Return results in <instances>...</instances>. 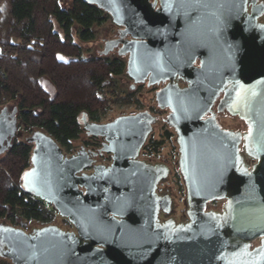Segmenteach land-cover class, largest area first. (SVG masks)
Wrapping results in <instances>:
<instances>
[{"label": "water", "instance_id": "1", "mask_svg": "<svg viewBox=\"0 0 264 264\" xmlns=\"http://www.w3.org/2000/svg\"><path fill=\"white\" fill-rule=\"evenodd\" d=\"M85 1L131 37L111 45L121 44L119 55H128L127 74L136 83L179 77L189 84L171 83L157 94L178 133L188 221L184 215L180 223L160 221L161 212L172 211L170 189L157 193L169 170L136 160L152 130L151 115L108 125L84 119L88 135L106 139L100 152L112 153V164L81 173L93 162L87 152L66 157L53 137L36 130L26 139L35 147L21 182L74 230L49 225L27 232L0 223V258L11 264H264V3ZM106 34L83 43L73 31L79 46H94L95 57ZM221 92L219 111L243 121L247 132L223 130L214 116L206 118ZM17 116V107L0 111V157L18 136ZM241 146L254 165L245 164ZM214 201H226L221 212L207 210Z\"/></svg>", "mask_w": 264, "mask_h": 264}, {"label": "trees", "instance_id": "2", "mask_svg": "<svg viewBox=\"0 0 264 264\" xmlns=\"http://www.w3.org/2000/svg\"><path fill=\"white\" fill-rule=\"evenodd\" d=\"M109 20L107 13L85 0H72L67 8L60 0H0V108L17 107L18 119L26 124L21 129H41L72 149L70 142L82 132L81 114L87 112L98 121L107 112L100 94L105 88L115 91L107 83L126 67L120 60L84 59L73 31L76 28L79 41L88 43L96 39L94 28ZM45 79L54 95L44 87ZM31 155L32 146L15 139L0 157V223L19 227L22 220L72 229L52 206L23 189ZM0 264L11 262L0 258Z\"/></svg>", "mask_w": 264, "mask_h": 264}, {"label": "flooded vegetation", "instance_id": "3", "mask_svg": "<svg viewBox=\"0 0 264 264\" xmlns=\"http://www.w3.org/2000/svg\"><path fill=\"white\" fill-rule=\"evenodd\" d=\"M150 1L153 2L154 0H150ZM261 3H264V0L258 1V4H261ZM158 6H159V3L157 4L156 8H158ZM259 22L264 23V18L263 17L260 18ZM106 24H109L108 29H107L108 33L102 38L103 48L99 52V56L96 58L106 59L109 61H114V60L124 61L125 66H126L125 71L121 75L115 76V78H117V80H112V83L108 82L107 85L112 84L115 87L114 92H116V94L118 93V91H122V94H123L125 91L122 88L123 87L122 85H127L129 90L126 91V96L122 98V103H124V105L125 104L130 105V106H132V105L137 106L136 104L139 105L140 100L136 97V100L134 101L133 97L136 96L135 95L136 92H138L142 89L146 88L149 91L154 93V102H155L154 106L137 108L135 112L120 115L117 118L123 117V116L137 115L140 113H148L149 115H151L154 118V122L152 123V130L149 133V135L147 136V139H146L144 145L140 149L138 156L136 157V160L139 162H144L145 164L151 165V166L162 165L169 170V173H168L166 180L163 182H160L158 184V187H157V193L161 196H165V195H163V191H164V189L162 188L163 183H165L169 179V177H171V175L172 176H179L180 178H182V175H181L179 165H178L179 157H180L178 133H177L176 129L172 125H170V123L168 122V117L171 114L170 109L169 108L163 109L159 106V102L157 100V94L160 93L161 91H163L164 89H166L169 85H171V83L176 84L180 89L188 88L189 84L187 83V81H185L179 77H176L173 82H171L170 80H165V81L157 82V83L152 84V85H149V79H146L142 83H136L127 74L128 55H126V56H120L119 55V49L121 48V44H119L118 46L111 45V43H114V42L118 43L121 40H123V41L124 40H131V37L123 35V28L115 25L112 22L111 16H110V20ZM91 42H93V41H91ZM64 60L66 61V59H64ZM194 66L199 68L201 66L200 61L197 60L194 64ZM45 81L48 84H51L47 79ZM229 87L231 88L232 86L230 85ZM224 94H225V92H221L219 94V97L217 98V100L215 101L214 105L211 108V112L207 115L206 118H210V117L214 116L215 119L217 120V125H219L221 127V129H223V130L232 131L234 133H238V132L245 133V132H241L237 129H234V125H237V121H239V119L237 117L230 115L226 109L219 111V109H218L219 104H220L221 99L224 97ZM13 108H14L13 106H8L9 113H11L13 111ZM1 109H2V107L0 108V111H1ZM100 115H101V117L98 121H93L91 119V116L89 113L83 112L81 114V116L79 118V123H80L82 132L80 134V137L77 140L70 142L72 149L68 150L67 148L62 147L55 140L57 142V144L60 146V148L63 150V153L66 157L75 156L81 150H84L85 152H87L89 154V160L93 161L92 165L86 167L81 172V173H85L88 175H90L94 172V170H93L94 166L109 167L113 162V154L112 153L100 152V150L107 143L106 139L104 137L90 136V135H88V132L85 129L84 119H86V121L90 124L95 123V124H100V125H108L117 119V118H115V119L109 120V121L105 120L107 112L105 114H100ZM162 116H165L163 118V120L161 118ZM17 118H18V116H17ZM161 120H162V122H161ZM233 121H235L236 124H234ZM241 122H243V121H241ZM159 124H161V127H159L160 129H158V134H157L158 138H155L154 135L157 132V127ZM17 125H18V129H17V135L18 136L15 139L22 140L19 137L21 135V126L20 125L24 126L26 124H23L18 119ZM36 130H41V129L29 128V130H26L28 134L30 133V135L26 136L23 141L26 142V139L29 136H31L33 134V132H35ZM169 143L174 144L176 146V149L173 150V153L170 152L168 155L163 157L162 156V148L166 144H169ZM27 144H29V143H27ZM30 145L32 146V153H33V149L35 146H34V144H30ZM94 154H97V156H94ZM241 154L244 156L243 158H244V162L246 165L252 166L255 164V162L253 160L248 159L247 155L243 151V146H241ZM31 157H32V155H31ZM174 161H177V163H174ZM30 162H31V160H30ZM31 166L32 165H30L29 169L31 168ZM182 180H183V178H182ZM166 191H167V189H166ZM210 204H208V206ZM209 210H211V209H209ZM219 212H221V210ZM161 214L162 213H160V215ZM167 220H169V219H167ZM167 220H165V221H167ZM187 221H188V218H187ZM19 227L23 228L27 232H29V230L26 229V226L19 225ZM59 227L62 228L61 226H59ZM62 229L66 230V231H73L74 230V228H72V229L62 228ZM259 242L254 243L253 247L258 245Z\"/></svg>", "mask_w": 264, "mask_h": 264}, {"label": "rangeland", "instance_id": "4", "mask_svg": "<svg viewBox=\"0 0 264 264\" xmlns=\"http://www.w3.org/2000/svg\"><path fill=\"white\" fill-rule=\"evenodd\" d=\"M61 2V6L63 8H67L68 6H70L72 0H60ZM108 25L106 24L103 27H95L94 31L96 34V39L101 38L102 37V31L107 30L108 29ZM76 28L74 30L75 32V36L78 39L77 35H76ZM56 31H58L59 33H62V31H60V29L58 28V26L56 25ZM108 33V31H107ZM95 39V40H96ZM79 40V39H78ZM81 42V41H80ZM97 48L101 51L103 48V44L102 42L97 43L96 44ZM81 47V46H80ZM82 51H83V58L84 59H91V58H96L95 54L93 53V49L94 46L90 45L87 46L85 48L81 47ZM98 57V56H97ZM46 80V79H45ZM43 81V85L46 88V90L54 95L55 94V90L52 86V84H48L46 81ZM113 80H117V78L113 77ZM123 89H124V93L122 94V91H118V93L116 94V92H112L111 88H105L103 90V92H101L100 97L102 99H105L106 104H107V115L105 117V120L109 121V120H113L115 118H117L120 115H124V114H129L131 112H135L137 108H144V107H149V106H154L155 102H154V93L149 91L148 89H142L138 92L135 93V97H133L134 101L136 100V97L140 100V104H136L137 106H130V105H124V103H122V98L126 96V91H128V87L127 85H122ZM12 105V104H11ZM162 122V120H161ZM160 122V123H161ZM234 124H236L235 121H233ZM241 122L240 120L237 121V125H234V129H240L241 132H247L248 131V127L246 126L245 123ZM159 127H161V124L158 125L157 127V132L155 133L154 137L158 138V129H160ZM30 135V133L28 134L27 131L21 129V135L19 136L20 139H22V141L24 140V138L26 136ZM176 149V146L172 143L166 144L163 148H162V156L165 157L166 155H168L170 152L173 153V150ZM174 163H177V161H174ZM162 188L164 189L163 193H167L169 194V191H166V189H170L171 191V195L170 198L172 200V211L170 212V214H166L164 212H161L162 214H159V219L161 222H164L167 219H170L171 217L174 218L176 223H180L181 222V217H183V223L187 222V201H186V187L184 184V181L182 180V178H179L178 176H172L169 177V179L163 183ZM226 201H214L212 202L207 210L211 209L212 211H217L219 212L220 210L222 211L224 209ZM1 223L6 224V221H2ZM19 225L21 226H26V229L29 230V232L31 231V229L33 228H40L38 226V224L36 223H26L25 221L19 220L18 221ZM61 224V223H59ZM57 225V224H56ZM59 226V225H57ZM259 241H256L254 243H257ZM253 243V244H254ZM253 246V245H252Z\"/></svg>", "mask_w": 264, "mask_h": 264}]
</instances>
